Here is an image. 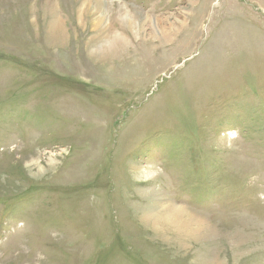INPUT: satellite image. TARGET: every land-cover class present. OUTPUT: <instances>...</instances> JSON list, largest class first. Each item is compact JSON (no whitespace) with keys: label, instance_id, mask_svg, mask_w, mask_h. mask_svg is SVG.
<instances>
[{"label":"rangeland","instance_id":"1","mask_svg":"<svg viewBox=\"0 0 264 264\" xmlns=\"http://www.w3.org/2000/svg\"><path fill=\"white\" fill-rule=\"evenodd\" d=\"M0 264H264V0H0Z\"/></svg>","mask_w":264,"mask_h":264},{"label":"bare ground","instance_id":"2","mask_svg":"<svg viewBox=\"0 0 264 264\" xmlns=\"http://www.w3.org/2000/svg\"><path fill=\"white\" fill-rule=\"evenodd\" d=\"M97 16V15H96ZM56 27L58 28L59 26H58V24L56 25ZM57 33H59V32H57Z\"/></svg>","mask_w":264,"mask_h":264}]
</instances>
